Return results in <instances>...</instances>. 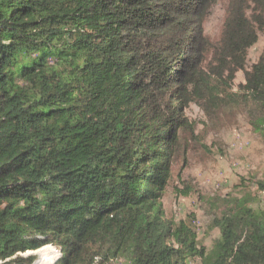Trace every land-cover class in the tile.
Segmentation results:
<instances>
[{
    "label": "trees",
    "instance_id": "16d2710c",
    "mask_svg": "<svg viewBox=\"0 0 264 264\" xmlns=\"http://www.w3.org/2000/svg\"><path fill=\"white\" fill-rule=\"evenodd\" d=\"M261 35L264 0H0V264H264L250 193L210 250L162 203L193 105L264 138Z\"/></svg>",
    "mask_w": 264,
    "mask_h": 264
},
{
    "label": "rangeland",
    "instance_id": "374dc122",
    "mask_svg": "<svg viewBox=\"0 0 264 264\" xmlns=\"http://www.w3.org/2000/svg\"><path fill=\"white\" fill-rule=\"evenodd\" d=\"M224 16L221 2L208 20L207 32L210 35L219 33ZM263 46L261 35L257 45L249 51V67L258 61ZM242 83H245V76L239 72L235 88ZM187 115L193 132L185 138L175 158L162 203L169 219L177 222L191 220L199 240L210 250L221 237L220 230L213 226V219L221 216L232 198L250 193L256 199L252 207L264 210V189L261 186L264 185V138L242 115L228 113L207 117L196 105ZM45 249L46 260L52 257V253L57 255L54 263L62 256L60 249H57L59 254L51 248H48L51 253ZM36 256L39 260L40 255ZM113 264H123V260L118 259ZM191 264H201V260L195 259Z\"/></svg>",
    "mask_w": 264,
    "mask_h": 264
},
{
    "label": "bare ground",
    "instance_id": "6f19581e",
    "mask_svg": "<svg viewBox=\"0 0 264 264\" xmlns=\"http://www.w3.org/2000/svg\"><path fill=\"white\" fill-rule=\"evenodd\" d=\"M46 252H50L51 253V250L46 248ZM57 258L56 254L55 253H52V257H50L48 260H45L46 261V264H53L54 261ZM49 261V262H47Z\"/></svg>",
    "mask_w": 264,
    "mask_h": 264
},
{
    "label": "water",
    "instance_id": "95a60500",
    "mask_svg": "<svg viewBox=\"0 0 264 264\" xmlns=\"http://www.w3.org/2000/svg\"><path fill=\"white\" fill-rule=\"evenodd\" d=\"M30 255H36V253H29Z\"/></svg>",
    "mask_w": 264,
    "mask_h": 264
}]
</instances>
